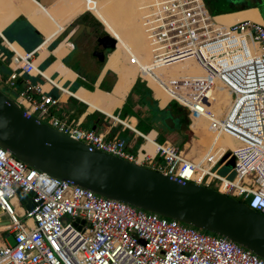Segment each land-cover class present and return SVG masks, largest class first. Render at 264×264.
I'll use <instances>...</instances> for the list:
<instances>
[{
    "label": "built area",
    "instance_id": "2783aa9c",
    "mask_svg": "<svg viewBox=\"0 0 264 264\" xmlns=\"http://www.w3.org/2000/svg\"><path fill=\"white\" fill-rule=\"evenodd\" d=\"M136 1L149 58L142 63L126 53L127 64L136 68L141 83L151 82L161 89L167 104L183 109L188 126L197 119L207 123L213 139L197 159L136 131L153 146V156L145 150L131 155L122 139H109L82 129L76 120L53 116L57 98L27 79L41 77L33 64V51L11 50L8 58L0 52V62L7 61L8 68L3 87L14 91V102L24 111L74 141L198 186L211 189L216 181L212 190L264 217V23H217L203 0ZM183 61L194 63L201 79L165 76V69ZM22 78L25 87L20 88L17 82ZM45 83L55 87L53 80ZM212 87L229 96L219 116L208 109V101L202 102ZM111 120L123 124L118 116ZM222 136L235 140V147L220 149L214 139ZM230 157L232 168L218 175ZM22 194L32 205L29 212L20 205ZM0 215L6 217L0 222L4 235L0 264H264L224 238L51 178L1 148ZM9 235L12 246L4 243Z\"/></svg>",
    "mask_w": 264,
    "mask_h": 264
},
{
    "label": "water",
    "instance_id": "95a60500",
    "mask_svg": "<svg viewBox=\"0 0 264 264\" xmlns=\"http://www.w3.org/2000/svg\"><path fill=\"white\" fill-rule=\"evenodd\" d=\"M34 1L46 7L55 0ZM259 17L264 21V14L259 13ZM80 18L63 30L65 35L69 34L72 45L87 29ZM115 44V39L100 33L95 39L93 59L103 64L104 52L112 51ZM202 102H206V96ZM162 124L170 129L175 120L168 114ZM180 129L186 130L184 125ZM0 148L51 178L224 238L264 261V217L260 214L212 189L165 176L70 139L24 111L8 96L1 83ZM227 157L228 154L224 155L220 162ZM226 166L232 168V157ZM16 194H20L19 190ZM18 199L26 211L32 209L28 195L22 194Z\"/></svg>",
    "mask_w": 264,
    "mask_h": 264
},
{
    "label": "crops",
    "instance_id": "0c3cea01",
    "mask_svg": "<svg viewBox=\"0 0 264 264\" xmlns=\"http://www.w3.org/2000/svg\"><path fill=\"white\" fill-rule=\"evenodd\" d=\"M12 8H15L20 14L17 17H22L30 25L24 17H28L36 9L40 8V6L33 0H0V52L4 53L7 58L10 57L11 50L15 52H24V50L16 42L6 41L1 34V32L12 22ZM93 17L95 18L96 16L94 15ZM95 19L103 26L105 32L108 33L110 37L115 39V42H117L118 45L119 42L110 28V25H112L110 23L111 20L109 19L107 22H104L98 17ZM36 32L39 33L38 31ZM40 36L41 42L32 50V60L34 66L40 71L41 77H28L27 79L33 84L37 82L41 85V90L44 93H47L53 98H57L58 105L56 108L51 110V114L56 117L65 116L67 119L76 120L82 129L94 130L98 133L105 134L106 138L110 139L112 137H118L122 139L126 145L125 151L131 155H135L142 150L150 151L151 146L136 133L139 131L135 128L137 124V120L135 118L128 116L121 119L118 118L123 122V124H116L112 123L111 117L118 116L119 111L127 97H130L129 102L132 105V110L137 113L144 112L146 106L148 109H153L154 106L157 107L158 110L164 109L168 105L167 97L158 91L155 86L153 87L150 84V87L149 85L141 83L137 79V74L134 76L131 71L132 68L127 70V72L119 68L120 62L118 63V61L121 60V56L116 54L118 47L111 55H109V51L104 52L106 53L104 54V62L103 64H100L98 61L93 59V50H84L82 47L76 48L74 42L73 45H70L68 42V48L66 45L58 47L60 42L64 40L66 36L64 32L62 34L59 33L54 39L49 40L43 39L41 34ZM48 58H51L50 62L45 63ZM105 60H107V63L105 65V70H103ZM6 64L7 61L0 62L1 84L8 74ZM65 64L70 67H74L75 71H72ZM60 67H62L65 71L61 72L59 70ZM3 73H5V76H3ZM81 76H84L85 78L81 79ZM25 79L26 78H22L18 80L17 84L20 88L22 86L25 87ZM46 79L53 80L55 87L45 83ZM76 79H80L86 84H90L92 81L93 91L89 92L82 87L71 90L72 84ZM101 82L103 86L109 87V92H105L97 88ZM135 82L138 85L136 88L134 87ZM209 91L210 89L208 90L207 97H209L211 102H213V99L215 98L211 96L212 94L209 93ZM140 96H144V99L146 100L144 105L137 103ZM227 102L228 98L221 104V107L225 106ZM221 110L218 109L215 116L220 115ZM144 115H142L143 119H145ZM148 122L147 123L152 125L153 128L144 135H149L148 137L156 140L157 135L160 134L165 142L174 144L172 142H176V140H178L180 144V134L168 130L159 132V128L157 127L158 124L155 121L152 122L149 120ZM187 129L191 138L189 136V140L185 142L180 149L183 150L186 158L195 160L188 152L186 153L185 150L189 147L190 142L194 141V138H197L201 129L199 126L195 125L194 122L190 126H187ZM177 146L179 147V145ZM204 150L205 149L201 151L197 158ZM150 155L153 156V149ZM141 166L147 167L144 163H142Z\"/></svg>",
    "mask_w": 264,
    "mask_h": 264
},
{
    "label": "bare ground",
    "instance_id": "6f19581e",
    "mask_svg": "<svg viewBox=\"0 0 264 264\" xmlns=\"http://www.w3.org/2000/svg\"><path fill=\"white\" fill-rule=\"evenodd\" d=\"M73 4L74 3H70L68 6L65 4V6L63 8L64 11H62V13H60V15L59 14L56 15L54 12H52V10H50L46 7L40 6V8L36 9L28 17H24L23 15L22 16L30 23V25L36 31H38L43 36V39H46V40L54 39L61 31L64 30V27L67 23H69L76 16H79L80 14H82V13H80L78 15H73V11H74ZM112 6L115 7L117 13L114 15L113 24L111 22L110 23L115 28H117L119 26L120 27L119 29L122 30L121 32H118L116 34V38L118 39V41H121L122 46H124L122 49V52L134 55V56H136V58L138 60L139 59L143 60V59H145V57H149V50H148V47L145 43L144 37H143V35L138 34L139 31H142V30H140L138 23L137 22L135 23V21H132L129 18H128L129 19L128 23L124 22L125 21V13H126L127 8L129 7V9L131 11L129 13H132V10H135V9L138 11L137 3H135L133 0H119L115 3H113ZM85 11H88V10L85 9L83 12H85ZM11 12L13 14V19L11 21H13L17 16L20 15L16 11L15 8H12ZM89 13L91 15H93L91 12H89ZM135 17L137 20V14H135ZM214 18H215V21L217 23H220L223 25H229V24H232L234 22H238V21H242V20H248V21L256 22V23L262 22L257 11H256V9H246V10L237 11L234 13L218 15V16H215ZM66 36H69V34ZM186 65H192L194 68H196L198 70V68L196 66H194V63H192L191 61L177 62V63L170 65L168 68H170V67L175 68L176 67L177 72H180V71H182V69H184L180 66H186ZM189 68H191V67H189ZM124 69H125V67H124ZM197 70H195L196 73L187 72L186 74H183L184 76L182 75L181 77L173 76L171 74H168V72L166 73V75L168 74L167 75L168 77L170 76V77L175 78V79L180 78V79H192V80L197 79V80H199V79H201L202 74H199L201 72L197 73ZM131 71H132V69H131ZM217 91H218V94H216V93L215 94H216V97H219V100L217 101V103H215L213 105H215V106L219 105L220 106L227 99L228 94L226 95V94H224V92H222L220 90H217ZM194 124L197 126H200V125L205 126V122L202 119L195 120ZM150 138L151 137H148L147 139L150 140ZM214 140H215L216 145L219 146L220 149H223L224 147L233 149L235 147V144H236L235 140H233L229 137H226V136H222V137L216 138ZM148 145L151 146V150L147 151V153L151 154L153 146L150 143H148Z\"/></svg>",
    "mask_w": 264,
    "mask_h": 264
},
{
    "label": "trees",
    "instance_id": "16d2710c",
    "mask_svg": "<svg viewBox=\"0 0 264 264\" xmlns=\"http://www.w3.org/2000/svg\"><path fill=\"white\" fill-rule=\"evenodd\" d=\"M90 1L96 2L98 0H90ZM203 3L205 7L207 8L209 14L212 16L224 15V14L234 13L237 11H242L244 9L255 8V6L252 4L232 5L226 0H203ZM1 34L6 41L16 42L25 52L32 51L41 42L40 34L37 33L22 17H17L16 19H14L1 32ZM64 45L66 44L63 43V41H61L58 47L64 46ZM66 47L68 48V45H66ZM50 60L51 58H48L45 63H49ZM120 61H118V63ZM66 66L69 67L72 71H75L74 67H70L68 65ZM59 70L61 72L65 71L62 67H60ZM80 78L83 79L85 77L81 76ZM136 82L134 83L135 88L138 86ZM92 84H93L92 81L90 82V84H86L82 82L80 79H76L74 83L72 84V88L73 90H75L78 87H82L85 90L91 92L93 91ZM97 88L99 90L109 92V87L103 86L102 82L97 86ZM129 98L130 97H127L124 104L122 105L119 111V114H118V118L121 119V118H124L125 116L135 118L137 120V124L135 128L137 131H139L142 134H147L153 128L152 125L148 124L149 123L148 121L149 120L152 122L155 121L158 124L157 127L159 129L158 128L157 129L159 130V132H163V130L164 131L168 130V131H174L181 135V138H180L181 141H180L179 147L177 146V148L179 149L185 142L189 140L190 135L187 129L188 120L186 118L185 113L182 110H180L179 107L175 103L173 102L168 103V105L162 110H158L157 107L155 106L153 109H148V107L146 106L144 112L137 113L132 110V105L129 102ZM137 103L140 105H144V103H146L144 96H140ZM168 114L171 115L173 119L175 120V125L170 129L164 127L162 124V119H164ZM142 115L145 116L146 120L142 118ZM180 125H184L186 130L181 131ZM156 140H157L156 141L157 143L165 142L164 139L160 136V134L157 135Z\"/></svg>",
    "mask_w": 264,
    "mask_h": 264
},
{
    "label": "flooded vegetation",
    "instance_id": "af4514ba",
    "mask_svg": "<svg viewBox=\"0 0 264 264\" xmlns=\"http://www.w3.org/2000/svg\"><path fill=\"white\" fill-rule=\"evenodd\" d=\"M117 1H119V0H98L96 2H91L90 0H55L52 4L46 6V8L52 10V12H54L56 15L57 14L60 15V13H62V11H64L63 8H64L65 4L68 6L70 3H74L75 5L73 4V8H74L73 15H78L80 13H83V11L85 9H87L89 12L91 11L101 21L107 22L110 19L111 23L113 24V22H114L113 18H114V15L117 13V11H116L115 7L112 6V4L117 2ZM133 1L135 3H137L136 0H133ZM226 1L231 3L232 5L252 4L255 6V8H250V9H256L258 14L259 13L264 14V6L261 5L262 0H226ZM234 3H236V4H234ZM136 11L137 10L135 9V10H132V13H129L131 11L128 7L126 10V13H125V21L124 22L128 23L129 19H131L132 21H135V23H136L137 22L136 17H135ZM80 19L81 20L83 19L84 23L87 25V29H86L87 31L86 30L83 31L78 37H76V39L74 41L75 47L76 48L82 47V48H84V50L88 49V50L92 51L93 47L95 45V39L100 33V32L98 33L99 26L97 24H95L94 22L89 21L88 19H84L83 17H81ZM261 21L264 22L262 18H261ZM110 28L112 29V32L115 35V37H116V34L118 32L122 31L119 29L120 28L119 26L117 28H115L112 25H110ZM90 29H92V32L90 31ZM138 34L143 35L141 31H139ZM93 36H94V43H93L94 45H91V42H90V40L88 41V39H91ZM62 41L66 45H69V43H70L68 41V36H65L64 40H62ZM118 42H119V46L117 48L116 54L121 56V52H122V49L124 46H122L121 41H118ZM70 45H72V44L70 43ZM116 47L117 46L115 44L114 49L109 53V55H111L115 52ZM104 54H106V53H104ZM109 55H108V57H109ZM107 60H108V58H107ZM107 60H105V63L103 65V70H105V65L107 63ZM170 78H172V77H170Z\"/></svg>",
    "mask_w": 264,
    "mask_h": 264
},
{
    "label": "rangeland",
    "instance_id": "374dc122",
    "mask_svg": "<svg viewBox=\"0 0 264 264\" xmlns=\"http://www.w3.org/2000/svg\"><path fill=\"white\" fill-rule=\"evenodd\" d=\"M234 4H236V3H234ZM262 6H264V2H262V4H261ZM136 14H137V23H138V26H139V28H140V30H141V27H140V24H139V12L138 11H136ZM80 17H83L84 19H88L89 21H91V22H94L95 24H97L98 26H99V29H98V33L100 32V33H106L105 32V30H104V28H103V26L88 12V11H85V12H83L82 14H80L79 16H76L74 19H72L69 23H67L66 25H65V27L67 26V25H69L71 22H73L74 20H76V19H78V18H80ZM264 23V22H263ZM6 27V26H5ZM4 27V28H5ZM64 27V28H65ZM3 28V29H4ZM2 29V30H3ZM142 32V31H141ZM61 34L63 33V31H61L60 32ZM99 33V34H100ZM65 34V33H64ZM97 34V33H96ZM109 37H110V35L108 34V33H106ZM95 36V35H94ZM94 36L91 38V39H88V41L90 40V42H91V45H94L93 43H94ZM116 46L118 47L119 46V44L117 45V42H116ZM111 52V51H110ZM109 52V53H110ZM136 55V54H135ZM148 58L149 57H145V59H143V60H141V59H139L142 63H144V62H146L147 60H148ZM120 66H119V68L120 69H124V67H125V71L127 72V70H129L130 68H132V72H133V74H134V76L137 74V70H136V68L134 67V66H129L128 64H127V54L126 53H124V52H121V61H120V64H119ZM195 66V65H194ZM179 67V66H178ZM180 67H182V68H184V69H182V71H180V72H177V70H176V67L175 68H173V67H170V68H167V69H165V71H164V73H165V75H166V73L168 72V74H171V75H173V76H179V77H181L183 74H186L187 72H194V73H196V71L195 70H197L196 68H194L192 65H186V66H180ZM189 67H191V68H189ZM170 70V71H169ZM5 72V71H4ZM197 73H199V71L197 70ZM167 74V75H168ZM199 74H201V73H199ZM166 75V76H167ZM3 76H5V73H3ZM184 76V75H183ZM150 84H151V86H155V85H153L151 82H149V86H150ZM150 86V87H151ZM155 88L158 90V91H160L163 95H165V93L161 90V89H159L158 87H156L155 86ZM73 88H71V90H72ZM217 90H220V91H222L221 89H220V87H212V88H210V91H209V93H211L212 95L211 96H213L214 98H216V99H213V102H211V100L209 99V97H207V94H208V92L206 93V101H208V103L209 104H207V107H208V109L214 114V115H216V113L218 112V109L219 110H221V113L223 112V109L226 107V105L228 104V102H227V104L225 105V106H223V107H221V105L219 106H215V105H213V104H215V103H217V101L219 100V97H216V94H218V91ZM8 92V96L13 100V101H15V96H14V91L13 90H9V91H7ZM222 92H224V94H226L227 95V93L225 92V91H222ZM216 93V94H215ZM228 96V95H227ZM226 96V97H227ZM165 97H167L166 95H165ZM221 97V96H220ZM229 97V96H228ZM227 97V98H228ZM229 99V98H228ZM168 100V99H167ZM205 103H207V102H205ZM215 106V107H214ZM217 116H219V115H217ZM200 127V129H201V132L199 133V135L197 136V138H194V141H192V142H190V144H189V147L185 150V152L187 153H189V155L190 156H192L194 159H196L197 158V156L201 153V151L203 150V149H205L206 147H208L209 145H210V143H211V141H212V139H213V136L211 135V134H209V132L206 130V127H207V123L205 124V126H199ZM190 138H191V136H190ZM170 143V142H169ZM172 143H174V144H171V145H173V146H176L177 147V145H179V142H178V140H176V142L175 141H173ZM202 155V154H201ZM200 155V156H201ZM199 156V157H200ZM230 170V168L228 167V166H226V167H223L222 169H220L218 172H217V174L218 175H220V176H224L226 173H228V171ZM230 178V177H229ZM217 184V182L216 181H213L212 183H211V185H210V188L211 189H216V185ZM22 207H23V205L22 204H20ZM6 221V217L4 216V215H0V222H5ZM2 236H3V233L2 232H0V245H1V240H2ZM4 243L5 244H7V245H9V246H12V244H13V240H12V236L11 235H9L8 237H6L5 239H4Z\"/></svg>",
    "mask_w": 264,
    "mask_h": 264
}]
</instances>
